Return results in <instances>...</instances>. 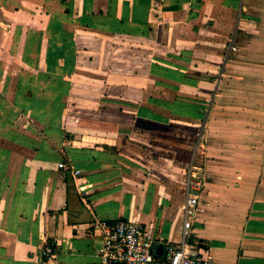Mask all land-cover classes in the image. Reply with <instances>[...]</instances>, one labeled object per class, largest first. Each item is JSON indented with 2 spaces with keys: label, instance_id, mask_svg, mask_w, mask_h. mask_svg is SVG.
Returning a JSON list of instances; mask_svg holds the SVG:
<instances>
[{
  "label": "crops",
  "instance_id": "0c3cea01",
  "mask_svg": "<svg viewBox=\"0 0 264 264\" xmlns=\"http://www.w3.org/2000/svg\"><path fill=\"white\" fill-rule=\"evenodd\" d=\"M189 193L188 243L264 264V0H0V264L177 245Z\"/></svg>",
  "mask_w": 264,
  "mask_h": 264
},
{
  "label": "built area",
  "instance_id": "2783aa9c",
  "mask_svg": "<svg viewBox=\"0 0 264 264\" xmlns=\"http://www.w3.org/2000/svg\"><path fill=\"white\" fill-rule=\"evenodd\" d=\"M61 168L66 165L61 163ZM188 186L199 187V182L191 180ZM185 208L184 238L179 244L167 245V255L159 258L153 253L154 241L147 235L145 228L130 220L115 222L102 221L97 224L96 232L103 240L100 261L96 264H213L212 258L203 254L198 244H190L192 220L199 200L188 195ZM52 248L44 251L45 257L52 256Z\"/></svg>",
  "mask_w": 264,
  "mask_h": 264
},
{
  "label": "water",
  "instance_id": "95a60500",
  "mask_svg": "<svg viewBox=\"0 0 264 264\" xmlns=\"http://www.w3.org/2000/svg\"><path fill=\"white\" fill-rule=\"evenodd\" d=\"M167 252V246L162 243H156L153 244V253L158 256L164 258Z\"/></svg>",
  "mask_w": 264,
  "mask_h": 264
}]
</instances>
